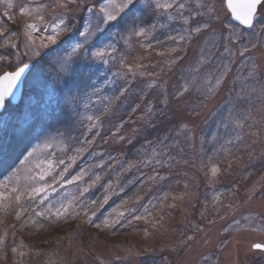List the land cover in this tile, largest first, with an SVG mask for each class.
<instances>
[{
	"label": "rangeland",
	"instance_id": "rangeland-1",
	"mask_svg": "<svg viewBox=\"0 0 264 264\" xmlns=\"http://www.w3.org/2000/svg\"><path fill=\"white\" fill-rule=\"evenodd\" d=\"M65 2L66 0H0V32H3L5 37L13 31L17 33L12 37L17 48L2 46L0 55L13 59L17 54L21 59L25 57V53L31 56L32 40L35 39L37 46L40 44V36L46 35V25L50 27L59 22L62 15L66 22L73 17L75 9L65 15V9L62 7ZM114 2L118 3L119 0ZM180 2L185 4L182 15L181 10L177 8L154 11L157 0H145L137 5V15L146 22L156 24V28L147 38L129 39L126 35H115L119 31L115 27L110 32L103 33L101 41L112 42L116 47V52L106 57V64L97 62L101 76H106L109 82L103 79L95 80L99 91L92 87L82 88L81 95L74 102L66 95L62 103L68 104L69 111L66 116H61L63 122H38L32 136L21 146L10 150L6 163L0 164V181H6L8 176L20 169L18 177L20 183L24 184L28 182L26 178L37 170L58 172L63 168L59 160L67 162L69 157L77 155V149L84 148L77 156L76 163L68 170V174L75 175L83 167L86 171L84 181L91 185L89 191L81 195V188L85 186L83 181L65 184L63 187L57 185L58 190L51 194L45 204L50 203L53 213L62 203L76 204L75 209H70V212L74 213L80 210L81 204L96 199V204L89 208L87 216H91L94 224H99L100 227L87 223V217L84 215L78 218L74 215L55 217L58 222L51 228L46 227L47 229L32 227L31 222L37 217L31 214V211L23 218L26 219V226L20 227L21 221L15 218L16 205L13 203L10 208L0 205V226L3 231L9 233V238L13 234L19 236L21 241L17 245H23L22 251L25 248L49 260L63 261L71 249L79 251L92 248L97 254L111 261H116L119 256L121 259L117 261L120 264H137L142 255L160 248L166 257L164 264H172L181 257L194 259L196 252L210 256V259L207 262L202 261V264H228L229 261L231 264H264V257H261L257 250L249 251L253 243L264 241V169L251 174L246 182H243V186L235 187L227 194L217 187V179L212 181L205 177L201 163L202 159L204 164L210 163L206 157H211L222 168V165H225L224 153L217 152L213 156V152L223 145L231 149L234 156L235 150L242 146L235 140L232 144H227L228 139L235 137L236 131L229 129L226 132L220 124L226 105V88L222 86L218 95L206 99L203 106L197 108L199 115L190 114L191 108L196 106L198 101L195 95L188 97L187 93V104H181V107L185 108L182 114L174 116L170 113L167 119L149 114L150 107L153 112L159 111L166 97L173 107L176 106V101L172 99L173 94L177 88H182L188 83L184 79L188 71L198 68L197 75L200 76L201 83L208 72L206 63L199 64L201 48L207 35H200L199 38L180 45V51H172L177 45L168 40L167 36L183 33L188 26L184 23V17L189 18V24L207 18L209 9L203 7L205 5H214L219 9L221 18H224L227 12L222 0H177V3ZM86 3L93 7L94 15L90 17L87 11L75 14L71 23L76 31L70 36L65 35L64 42L57 50L59 54L51 57L50 63L41 65L44 77L51 79L55 73L64 69L67 60L76 61L84 54V48L73 52L71 45L77 41L83 43V38L79 36V32L83 30L81 25H88L90 19L89 30L95 32L96 15L100 14L99 10L106 0H86ZM22 5L36 11L32 16L22 17L19 14V7ZM5 12L12 16L11 20L4 15ZM196 12L201 13V16H196ZM41 14L44 16L43 21L38 19ZM11 23L22 27L13 29ZM29 23H35L40 29L39 32H33L31 38L27 36L25 29ZM122 39L126 55L120 51ZM93 42L94 38L89 37L88 43ZM149 43L151 48L147 47ZM2 44L3 38H0V45ZM65 49L67 51H64ZM181 53L184 54L183 58L171 63L181 56ZM61 55L65 59H61ZM250 55L258 65L264 66V48L257 46L252 49ZM233 60L228 79L235 80L237 76L247 75L253 61L249 60V67H245L244 58L239 55L234 56ZM127 64H143L145 67L139 69L133 77L126 73ZM76 67L82 68L83 63L76 64ZM140 72L145 74L140 75ZM154 81L155 86L149 87ZM124 88H127V91L121 95ZM37 94L38 89L29 85L25 88L20 103L23 104L29 96ZM122 110L121 118L107 125V122ZM97 115L100 116L99 125L90 129L89 125L93 121L88 117ZM176 124L181 133L177 132L175 136L169 134L170 128L177 127ZM159 126H162L163 132L158 135L151 134L150 128H160ZM97 131L99 135L96 134ZM190 132L195 133V147L191 146ZM214 135L217 136L216 141L212 140ZM121 136L124 137L123 140L120 139ZM86 140H91L92 143L86 144ZM245 140L249 145L252 143L247 136ZM161 142L167 147L163 148ZM130 144L136 146L132 153L121 151V148ZM33 148H36L33 156L25 161L28 152ZM153 148H163L166 153L163 158L167 160L168 156H171L173 159L164 166L147 164L146 161L152 157ZM253 149L247 151L249 157L255 152L256 159L261 161L264 158V138H258L257 147ZM130 164L133 166L129 167ZM181 168L193 175L195 182L181 176L178 172ZM96 175H99L100 179L92 184ZM166 193L168 199L164 200ZM106 195L108 199L104 202ZM173 196H183V199L173 200ZM113 199H116V203L111 206ZM228 204L233 205L231 211H225ZM44 206L41 205L37 210H42ZM217 207L223 219L217 215ZM145 209L148 211L145 212ZM137 216L141 218L136 219ZM235 221H239V224ZM197 227L200 231H197ZM225 228H228L227 233ZM187 236L194 237L191 249H183L181 244ZM226 236L230 243L223 252H219V243ZM158 243L162 244L157 246ZM178 248L183 250L178 251ZM16 260L8 255V259H1L0 264H16Z\"/></svg>",
	"mask_w": 264,
	"mask_h": 264
},
{
	"label": "snow or ice",
	"instance_id": "snow-or-ice-1",
	"mask_svg": "<svg viewBox=\"0 0 264 264\" xmlns=\"http://www.w3.org/2000/svg\"><path fill=\"white\" fill-rule=\"evenodd\" d=\"M145 0H119L118 3L114 0H106V3L101 6L100 14L96 15L95 32L90 31L91 19L88 25H81L83 28L79 32V36L83 38V43L77 41L71 45L72 51L84 48V54L76 61L67 60L64 69L55 73L54 76L49 79L44 77L41 65L50 63V58L58 55L57 52L61 43L64 42L65 35H69L75 32L71 20L75 14L81 11H87L91 15H94L93 7H89L86 0H66L62 5L65 9V15L68 12H73L72 18L66 22L62 15L59 22L52 24L50 27L45 26L44 32L46 35L40 36V44L37 46L35 39L32 40L31 51L32 55L29 56L25 53L23 59L17 54L15 58L0 55V68L4 70L0 72V164L6 163V157L10 150L21 146L27 141L35 131L36 124L44 120H60L61 116H66L69 111L67 103H62L65 96L72 98L73 102L81 95V89L85 87H92L99 91L95 80L103 79L105 82H109L106 76H101L99 72V64H106L108 60L107 56L116 52L115 44L112 42H102L100 37L103 33L110 32L112 28H118L119 31L115 35L124 36L127 38L132 37H144L147 38L152 31L156 28V24L151 21H144L142 17L137 15L139 3H144ZM222 3L226 6L227 12L224 18L219 15V9L214 5H205L209 9L207 18H201L193 21L189 24V18L184 17L185 25H188L183 33L178 35H168L167 39L176 43L177 47L172 51H180V45L186 42H191L195 38H199L200 35H207V39L203 42L201 48L199 64H207L208 72L205 76L203 83L200 82V76L197 75L198 68L190 71L184 76V79L188 81L182 88H177L176 93L173 94L172 99L176 101V106L173 107L171 101L164 100L163 106L159 111L153 112L151 107L149 108V114L160 116L163 119H167L171 113L174 116H178L185 111V108L181 107V104H187V97L195 95L198 104L191 108V115H199L197 108L202 107L204 101L213 95H218L222 86L227 90L226 105L224 112L221 114V127L227 132L229 129L236 131L233 139H228L227 144H232L233 140L237 141L239 145L244 147H250L246 143L245 137L247 136L255 144L258 138H264V66L258 65L253 57L250 55L252 49L260 46L264 48V0H222ZM71 5V7H69ZM11 7V4L8 5ZM177 8L181 10V15L185 9L183 2L177 3V0H157L154 5L155 10L168 11L170 9ZM36 11L26 5L19 7V14L22 17L32 16ZM9 20L12 16L7 12L4 13ZM196 16H201V13L196 12ZM38 19L43 21L44 16L41 14ZM147 24V26H143ZM26 34L29 38L32 37L33 32H39L40 29L35 23H29L25 26ZM31 29V31H27ZM64 34V35H62ZM15 31L9 33L6 37L3 32H0V38H3L2 46H8L12 49L17 48L16 42L12 40L13 36H16ZM89 37L94 38V42L89 44ZM160 43V41H157ZM87 45V47H85ZM26 47H29L26 45ZM148 48L152 45L149 43ZM111 50V52H109ZM64 51H67L66 49ZM246 54H249L246 56ZM181 56L175 58L171 63H175L176 60L183 58ZM239 55L244 58L243 65L249 67L248 61L252 60L250 70L245 76H237L235 80H229V73L231 72V65L234 63L233 57ZM61 59H65L61 55ZM83 63L82 68H77L76 64ZM143 64L139 65H125L126 73L131 76H135L139 69L144 68ZM140 75H144V72H140ZM149 75H156L155 73H148ZM189 84L191 87H189ZM239 84V88H237ZM31 85L33 88L38 89V94L35 96H29L23 104L21 101V88H27ZM150 84L149 87H154ZM67 88V91H65ZM127 91V88L121 90V95ZM86 94V93H84ZM135 111V109H133ZM88 119L93 121L90 123L89 128H97L99 125L100 116H89ZM255 129V131H253ZM99 135V131L96 133ZM189 138L192 141L191 146L195 147V133L190 132ZM120 139H124L123 136ZM213 141L217 140V136L212 137ZM86 144H91V140H86ZM163 144V142H161ZM151 146V142H149ZM167 145L163 144V148ZM203 147V141H201V150ZM163 148L157 150L152 149V157L147 164H156L164 166L173 157L168 156L167 160L163 157L166 153ZM36 148L28 152L25 157V161L33 156ZM84 151V148L77 149V155L69 157V160H59V164L63 165V168L56 173L45 170H37L33 174H30L26 179L27 183L21 184L18 173L20 169H17L12 175L8 176L6 181H0V205L5 208H10L14 203L15 218L21 221L20 227L26 226V219H22L25 213H29L36 217H66L74 215L78 218L81 215L87 217V223L94 224L93 218L87 216V212L90 207L96 204V199H92L90 203L85 202L80 205V210L70 212V209H75L76 204L69 203L67 205L61 204L56 209L55 213L52 212V207L49 204H45L49 200L52 193H55L58 188L57 185L63 187L65 184H73L83 181L84 185L81 188V195L89 191L91 187L87 181H84L86 175L85 169L82 167L75 175H69L68 170L76 163L77 156ZM217 152L224 153V159L226 161L224 165V171L226 172L232 167L233 161L229 157L233 155L232 150L221 145L220 149L213 152V156ZM210 163L204 164L203 159L201 163L203 165V171L206 178L215 181L221 174L220 164L213 161L211 157H206ZM187 163V161H185ZM133 165H129L132 167ZM210 170V175H209ZM49 177H51L49 179ZM100 179L99 175H96L92 179V184H95ZM161 179H163L161 177ZM111 186L110 184L108 185ZM187 188L188 185L186 184ZM106 191V189H105ZM251 192V190H250ZM108 196L104 197L106 202ZM164 200L168 199L167 193L163 197ZM173 200L183 199V196H173ZM36 205V207H32ZM41 205H45L42 210H37ZM174 206V205H173ZM233 209L232 204L225 206V211H231ZM148 210L145 209V212ZM217 215L223 219V215L220 214L219 207L216 209ZM95 213H93V216ZM141 217L137 216L136 219ZM247 219V217H245ZM106 223V222H105ZM239 224V221H235ZM95 227H100L99 224H94ZM15 228L16 226L13 225ZM231 227V225H229ZM197 231H200L197 227ZM224 231L227 233L228 228ZM9 233L4 231L0 234V251L4 252V255L0 259H8L7 252V240ZM15 236L13 234V240ZM194 240L193 236H187L186 240L181 241L183 249H191V242ZM230 241L226 236L220 241L218 251L223 252L229 245ZM23 245H13L11 252L17 257L16 264H21L22 257L25 255L21 251ZM183 249L178 248V251ZM257 250L261 257H264V241L259 243H253L249 251ZM117 260L121 259L119 256ZM210 256L203 252H196L194 259H185L181 257L180 260L173 261L172 264H202L207 262ZM220 257H217L219 261ZM231 264V261L228 262Z\"/></svg>",
	"mask_w": 264,
	"mask_h": 264
},
{
	"label": "trees",
	"instance_id": "trees-1",
	"mask_svg": "<svg viewBox=\"0 0 264 264\" xmlns=\"http://www.w3.org/2000/svg\"><path fill=\"white\" fill-rule=\"evenodd\" d=\"M11 25L13 29H20L22 27L21 25L15 23H11ZM120 47H121L120 51L122 53H125L123 39L120 42ZM3 70L4 69L2 68L1 71ZM189 72L190 71H188V73ZM122 113L123 110L121 112L119 111V113H116L114 117L107 122V125L113 121L116 122L119 118H121V116L123 115ZM173 125L174 124H172V126ZM159 127L160 128L157 127L150 128L151 134L158 135V133L163 132V130H161L162 126ZM179 129L180 127L177 125V127L170 128L168 133L175 136L177 135L176 134L177 132L181 133ZM135 147H136L135 144H130V146H127L126 148H121V151L129 154L135 150ZM256 147H257V142L255 144L250 143V147H244L243 145L239 146L238 147L239 150L238 149L237 151L235 150L234 156L229 157L233 161L232 167L225 172L223 170L224 165H222L221 174H219V178L217 179V187L220 188V190L222 189L223 192L225 193L228 192L230 194V192L235 187H238L240 185L243 186V184L246 182V179L251 174L258 173L259 171L262 170V168L264 169V160H263L264 158L260 161L256 159L257 154L255 152L250 154L252 155L251 157H249V154L247 153V151H250L253 148L255 149ZM178 172L181 174V176H185L188 181L195 182L194 176L188 173L187 171L183 170L182 168L178 169ZM115 203H116V199L115 200L113 199L110 202L111 206L114 205ZM33 206L34 205H32V207ZM30 211L31 209L29 210V212ZM28 214L29 213H25L24 217H26V215L28 216ZM24 217H22V219ZM57 222L58 219L55 217L44 216V217H37L34 222H31V225L32 227L40 226V227H44L43 229H45L46 227L51 228ZM142 227H145V225H142ZM3 232L4 231L0 226V234H2ZM14 236H15L14 240H13V235L10 238L8 236L7 248L5 251L7 252V255H11L17 259V257L14 254H12L11 247L13 245L19 244L21 240L19 236L17 235ZM161 244L162 243H158L157 246H160ZM154 251L155 252H149L142 255L141 260L137 264H164L166 261L165 254L161 252L160 248H155ZM22 252H24L25 255L22 257L21 264H120L117 260L111 261L110 259L103 257L100 254H97L96 251L92 248L82 249L79 251H76L75 249H71L70 254L63 261L49 260L47 258L37 255L34 252L27 251L25 250V248H23ZM3 255L4 252L0 251V257H2Z\"/></svg>",
	"mask_w": 264,
	"mask_h": 264
},
{
	"label": "water",
	"instance_id": "water-1",
	"mask_svg": "<svg viewBox=\"0 0 264 264\" xmlns=\"http://www.w3.org/2000/svg\"><path fill=\"white\" fill-rule=\"evenodd\" d=\"M24 91H25V88L22 86V88H21V92H20L21 100H22V98H23V96H24ZM257 243H259V242H257Z\"/></svg>",
	"mask_w": 264,
	"mask_h": 264
}]
</instances>
